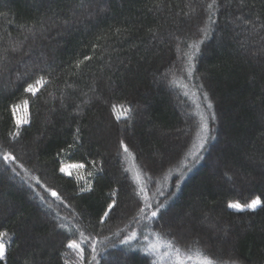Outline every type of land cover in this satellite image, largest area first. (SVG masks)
Returning a JSON list of instances; mask_svg holds the SVG:
<instances>
[{
  "label": "trees",
  "instance_id": "1",
  "mask_svg": "<svg viewBox=\"0 0 264 264\" xmlns=\"http://www.w3.org/2000/svg\"><path fill=\"white\" fill-rule=\"evenodd\" d=\"M0 233V264H264V0H0Z\"/></svg>",
  "mask_w": 264,
  "mask_h": 264
},
{
  "label": "snow or ice",
  "instance_id": "2",
  "mask_svg": "<svg viewBox=\"0 0 264 264\" xmlns=\"http://www.w3.org/2000/svg\"><path fill=\"white\" fill-rule=\"evenodd\" d=\"M209 7H211V5H209ZM87 59H89L88 57H85V60H87ZM79 63V62H78ZM191 71V69L189 68V72ZM45 82L42 80V79H40V80H37L36 81V84H38V85H41V84H44ZM39 89L38 88H35V87H33V85H28V87L26 88V91L27 92H30V93H33V94H36L37 93V91H38ZM25 104H27V101H25ZM115 107V106H114ZM209 107H211V105L209 104ZM13 110L15 111V106H13ZM18 124H19V121L17 122ZM201 128H202V130L204 131V133L206 134V132H207V124L206 123H202L201 124ZM125 150H127V149H125ZM11 157L8 155V154H6L5 156H4V159L5 160H8V159H10ZM61 171L63 172L64 171V169L62 168L61 169ZM52 195L53 196H57V193H55V192H53L52 193ZM261 204V200H260V198H255V199H253V200H251L249 203H247L246 205H244V204H241V203H239L238 201L237 202H231L230 204H229V207H231V208H234V209H237V210H239V211H243L245 208H247V209H252V210H254V209H256L257 208V206H259ZM113 206L112 205H109V208L111 209ZM108 215V212H105V216H107ZM152 216H156V212H153L152 213ZM104 219V217H101V220H103ZM5 235V233H0V239H2V237ZM132 237H129L128 239H131ZM127 241H122L121 243H126ZM69 247H72V248H76V247H78V245H76V244H74V243H69V245H68ZM5 252H6V246L2 243V242H0V259H3L4 258V256H5ZM82 255H83V251L81 250V257H82ZM205 264H212V261L211 260H209V259H206L205 260Z\"/></svg>",
  "mask_w": 264,
  "mask_h": 264
},
{
  "label": "rangeland",
  "instance_id": "3",
  "mask_svg": "<svg viewBox=\"0 0 264 264\" xmlns=\"http://www.w3.org/2000/svg\"><path fill=\"white\" fill-rule=\"evenodd\" d=\"M198 135V134H197ZM191 136H192V132L190 133L189 132V135H184L183 137L186 139V145H190V143H191V141L193 142V139L191 140ZM179 137H182V134L180 133V136ZM193 137V136H192ZM196 137V136H195ZM195 137H194V141H196L195 140ZM193 145H194V143H193ZM193 145H192V147H193ZM172 162H173V160H172ZM76 167L74 166V165H68V166H65L63 169H64V171L65 172H71V171H73V170H76L75 169ZM134 173V172H133ZM155 174H159L158 172H154ZM162 178V177H161ZM164 179V178H163ZM185 215L186 214H183L182 216H180V225L179 226H181L180 228H182V230L180 231V234L182 233L183 234V232L184 233H186L188 236H192V233H191V231H190V229L187 227V218H185ZM190 215H188V217H189ZM187 220V221H186ZM204 223H205V221H204ZM194 224H196V226H202L200 223L199 224H197V223H194ZM206 224H208L207 222H206ZM208 225H211V226H213L211 223L210 224H208ZM195 226V227H196ZM205 226V225H204ZM201 228H203V227H201ZM184 230H187V231H184ZM207 230V229H206ZM213 230V229H212ZM211 231V230H210ZM216 230H213V232H215ZM184 235V234H183ZM186 235V236H187ZM186 241V240H185Z\"/></svg>",
  "mask_w": 264,
  "mask_h": 264
}]
</instances>
